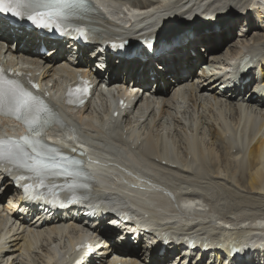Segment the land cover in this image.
<instances>
[{
    "label": "bare ground",
    "instance_id": "1",
    "mask_svg": "<svg viewBox=\"0 0 264 264\" xmlns=\"http://www.w3.org/2000/svg\"><path fill=\"white\" fill-rule=\"evenodd\" d=\"M100 1L101 0H97V2L99 3ZM138 2L142 4L141 6H146L148 4V2H145V0H138ZM247 2H248L247 0H228L226 3V6L228 4H232L234 7L244 6L247 4ZM86 3H87L86 4L87 7L89 8V11H88L89 19H92V17H95V12L100 13V10L97 5H95L89 0H86ZM100 6L102 9L107 10L105 8V4H101ZM215 7H220V5L219 4L215 5ZM222 11L223 10H220L218 12H222ZM216 14L212 15L210 19H204V20L206 21L212 20L216 17ZM178 16H181L180 13L178 14ZM99 17L101 18V16ZM108 23L112 24V22H108ZM193 23L195 25L205 24L206 29L199 31L196 35H194L193 37H189L187 40H183V38L178 39L177 43L170 44L168 52L165 53V55L161 57V60L168 64L167 71L170 73H173V77L175 78L173 83L170 82L171 79H169L168 85L165 88V90H163L161 87L158 86L156 87L155 90L153 89L151 91V93L159 97V99L154 100L153 97H149L148 95L141 94L138 96V99L133 104V108L136 107L138 109V113H140V115L138 116V119L135 120V123L133 124V126H136L137 130L140 131V134H143L141 132H144V131L147 132L146 141L149 143L148 151L153 152L152 154L145 152L146 158L150 159V157H152L153 159V157H158V162H156L157 164L154 163L155 161H152V160L150 164L158 169H161V171H164V172H165V169H167L168 170L167 172L172 173V174L174 173L177 176H180L181 173L185 174L186 176H192L194 180H198L199 184H201V181H203L200 177L205 178L208 182L206 184L204 183L205 185L204 187H202V189L203 188L208 189L207 188L208 185L212 186L210 183H213V182L219 183L221 191L225 190L228 194H232L233 193L232 191H235L233 180L230 181V179H228L229 177L231 179H233L234 177L233 172L229 173L227 169V168L230 169L229 163H231L233 168L237 166L246 168L245 170L247 172L246 180H247V185L250 187V189L251 188L252 189L262 188L264 186V161H263L264 148H262L263 142H264V132L262 134L261 129L264 125L263 124L264 123V100L257 98V94L256 95L253 94V91H249L245 89L248 84L253 83V80L255 77L253 78V75H250L249 80L243 84L242 90L244 91V93H242L240 92L241 87L229 86L228 80H225V82H223V79L221 78L223 74H221L219 70L214 71L212 68H209V70H206L204 66L213 65V67H222V66L225 67V65L228 64V61L230 60V58L231 57L233 58L234 55H237L240 52V46L238 43L239 41H241V44H245V45L252 43V44H257V45H261L264 47V23L263 21H261V24H258L255 22L253 18L252 20L249 21L247 29L243 33L241 32V37L233 41H232L233 39L232 32L234 31L229 26L221 27L219 22H217L216 24H212V25H210L207 22H193ZM179 33L183 35L184 32L181 31ZM10 34L12 36V41L17 38V34L12 32L11 30H10ZM251 34H253V36H250ZM5 35H6V39L3 41L7 42L8 33H5ZM21 37L22 35H19V39L15 40L16 53L18 51H24V46H23L24 44L22 45L18 44V42H20ZM209 37H211V39H209ZM165 41H166V38L163 39V43ZM224 44H227L228 48L233 47L230 55L222 56L220 54V51L222 50V46H224ZM202 45H204L203 51L206 53L205 57L201 55L192 56L191 48L196 49V47L198 48V46H202ZM7 49H10L9 44H7L6 46V50ZM199 50H201V48H199ZM37 57H41V62L40 60L38 61L35 58H32L31 59L32 63L36 64L37 67H39L43 71L44 76L48 74H56L58 77L60 76L64 77L65 75L70 73V71L73 68V66L68 64L70 62V59L65 58L64 55L59 52H57L56 54H52V55L49 54L48 56H46L45 54H42ZM140 64H142V61L138 58H135L133 60V67L130 69L128 76L126 77L119 76V75H116V73H112L109 75V79L107 80V83L109 85H112V84L119 85V88H117L118 91L129 90L128 92L129 95L132 94V89H136L138 87H145L146 89H148L151 85L150 79H147L146 81H142V80L136 79L135 76L133 75L132 69L138 68ZM76 66L81 68L84 71H87L83 63H78L76 64ZM144 67L147 68L146 65H144ZM259 67H260V76L262 78L264 77V55L262 56V59L259 62ZM262 79L264 82V78ZM56 83L57 81L55 82V84ZM175 85H178V86L185 85L184 87V90L186 93L185 97H187V100L189 101L186 107L182 110L181 112L182 115H177L178 113L176 114V109L174 107L175 106L174 103L179 101V99L177 100L176 98L178 89H175L176 87ZM200 92H208L212 95L213 98L212 99L204 98L203 100H201ZM243 101L246 103H241ZM154 103H157L158 105H160L158 115L154 114V108H153ZM107 107H108V104H104V108H103L104 113L106 112ZM198 107L200 108L202 107V110H198ZM248 107L251 108L250 110L253 112L251 113L252 115L253 114L258 115L259 121H258V126L256 130H254V133H252L251 135L250 133H248L247 138H249L250 136L251 137L247 144V147H248L247 156L245 158H241L240 160H238L240 147L242 143L244 142H240L234 145L233 139L225 136L224 133L225 131L231 130L233 134L235 135L238 132L239 138L241 139L242 134H244L246 131V124H247L245 123V121H242V122L240 121L241 109L248 110L249 109ZM63 108L70 112L76 113V114H73L72 117L74 119H77L78 122L80 123L84 121V125L86 127H94V124L91 121L93 114L90 111V107H87L86 104L83 107L67 106ZM130 111L131 110H127L121 116V118L123 116H126V114H128ZM216 112L220 114H216ZM164 114H169L171 119H173V124H171L173 125L172 128L169 131H167V133L165 132L166 135L164 136L166 137L171 132V130L173 131L181 130L178 134L185 136L184 151H188L187 148L190 146V144L193 148L192 158L188 159L187 156L183 155L184 157L182 158V162L177 167V169L180 172L171 171L170 168L168 167L166 168V166L162 165L161 162L159 161L161 158H163V155L166 154V150L158 151L157 144L159 143H157V141L159 140V138H163L161 140L164 141L165 137L161 135L162 133H164L162 129L164 127V124L167 127L169 123L167 122V120L163 121V125L161 124L162 126H161L160 131H159L160 126L155 125V124L156 122H162L163 120L162 117L164 116ZM192 114H195L196 117H198V121L196 122V126H195L196 129L198 128L201 129L204 124L207 125V131L202 129V130H199L197 133L201 135L207 133L208 138L210 139L211 145H212V150L209 152L204 150L202 148L203 147L202 145L201 147L198 148V143L200 144V141L196 139L197 136L193 134V129H192L193 125H192V128H189V126H186L181 120V118H188ZM209 114L214 116V120H209ZM251 114L248 113L244 117L249 118ZM147 116H152V121L150 119L151 124L150 123L148 124L146 122V118H148ZM7 120L8 121L3 119V117H0V123L2 126V130L4 131L13 130L14 132L19 130L20 128L19 124L13 123L14 121H12L11 119H7ZM147 120H149V118ZM221 120L227 123L229 129H223V123H221ZM6 123H9L10 127H7L9 124H6ZM153 127L155 131L152 129ZM165 128L164 130L166 131ZM122 132H126L127 134L126 130L120 131V133ZM47 134L51 138L56 139L54 135H57V132L54 127L48 128ZM189 137H192L191 142L189 140ZM129 138H132V141L129 143L134 144V147L136 146V149H139L140 144L136 143L137 139H141L139 135L133 136V134H131L127 136L125 140L122 138H120L119 140L123 141L125 145L130 147V144L126 142V140H128ZM58 140L60 143L54 144V147L56 149L60 151H64V152H73L74 150L75 153H78L77 149L72 148V147L68 148L62 145L61 143L62 139H58ZM161 140H160V143L162 142ZM168 141L169 140L167 139V142ZM194 142H195V147L193 146ZM161 144L164 145V143H161ZM233 148L234 150L232 151ZM200 149L205 154L203 158L200 161H198L199 162L198 167L196 169H193L190 166L191 161L193 159L196 160L194 157V153H196ZM125 152L127 153L128 151H125ZM230 156H231V160H230ZM214 161L216 162V164L221 165L224 168H225V165L227 167L226 169L228 171V174H227V177L225 178L227 180H225V182L223 183L219 181L218 179L219 177L215 172L216 170L208 171L210 170L209 169L210 164L212 162L213 164H215ZM137 162L141 163V161H137ZM226 173L224 174L225 176H226ZM9 184H10V178L6 180L5 191H2L0 193V207H1L0 222H2L1 221L2 218L7 217V214L9 215L11 219V221L6 225L4 232L1 233L3 240L0 243V263L14 264L16 261V255L14 256V253L16 252L17 249L19 250V248L20 250L24 249L25 250L24 252H26L28 256L31 255V258L33 259L34 250L32 248V239L35 238V235H39V236L42 235V238L45 241V243L40 244L41 247L45 251L44 258L52 257L53 252L55 251H50V250L48 251V248L46 245L48 243H52L56 239L55 236L53 235L61 231V227L58 226V224L62 223L63 220L60 219L59 217H51V218L44 217L43 219H41L40 216L32 217L28 213H25L23 210V204L21 202L22 200L16 195V192L11 195V197L9 198L10 200L8 201L6 200L7 191L10 190L11 188L9 187ZM112 186H113V181L109 183V186H104V188L108 189V188H111ZM215 191H218V190H215ZM154 199L156 198H150L149 200H154ZM193 199H190V198L181 199V200L179 199V202L181 203L186 202L184 203L186 204V206H189V202H192L191 206H189L192 212L196 214L197 216H202L208 221L207 225H204L206 222L203 221L200 223L199 226H212V228H214L215 225L211 224V222L213 221V218H210L208 214V210L210 209H206L205 207L200 205V203L195 201L196 199L194 200ZM153 203L155 202H152V204ZM176 209L178 210L180 214L182 213V211L179 208H176ZM5 211L7 213H4ZM147 211H149L150 213L148 216L149 219L155 217L154 209H148ZM169 217L170 218L177 217V215H171ZM246 218H249L252 221H259L264 217L263 216H259V217L251 216V217H246ZM227 220L219 221V223L223 226V223L227 222ZM16 221H17V225H16ZM69 223L72 224L73 230L77 231L79 227H83L84 225H86V218L82 214L80 219L70 220ZM23 226H28V227L24 229ZM19 227H22V228L19 229ZM32 227H36L37 229L35 230ZM43 229H47V230H43ZM103 229L105 230L104 227ZM254 229L255 227L249 226V227H246L245 229L240 230L241 232H236V231L234 232L238 235L240 233H243L246 235ZM99 231H101V229ZM59 235L61 234H57V236ZM70 236L72 238L74 237V234H70ZM4 246H7V247H4ZM97 249H98L97 251L99 255L101 254V257H100L101 259L99 261V264H118V263L119 264H143V263L144 264H163L165 260V256L158 255L159 253L157 254V251L152 252L150 248H146L144 250L140 248L133 249L129 246L119 247V246L111 244L105 250L102 247H98ZM37 251H35L34 253L36 255L38 254L39 256L38 255L37 256L41 258L40 260H36V262L35 260H33L32 264H46L47 263L46 259H43V256H40V254ZM148 253H151L150 260H147L146 258V255ZM5 254H9V256H6L4 260ZM217 257H219V255H217ZM32 259H28L27 261L31 263Z\"/></svg>",
    "mask_w": 264,
    "mask_h": 264
},
{
    "label": "snow or ice",
    "instance_id": "2",
    "mask_svg": "<svg viewBox=\"0 0 264 264\" xmlns=\"http://www.w3.org/2000/svg\"><path fill=\"white\" fill-rule=\"evenodd\" d=\"M39 7L50 9L49 20H54L57 17L63 19L76 8L88 10L86 0H0V41L5 40V33H8L7 43H12L10 29L13 24L7 19L8 16L13 18L26 16L28 20L34 22L33 34H35V27L40 26L36 25L35 21L43 15V13L35 12V9ZM257 11L262 12L260 20L264 21V0H249L248 5L243 9L228 4L222 12H218L216 17L207 23L212 25L219 22L221 27L229 26L234 30L239 26L241 19L250 15L254 17ZM43 27H47V25H43ZM244 75L241 73L239 79L242 80ZM261 91L264 92V89ZM5 106L11 114L24 121L27 131L19 140H0V160L7 158L40 176L81 177L84 175L76 167L80 164L79 160L70 159L58 149L42 141V131L53 119L44 102L31 92L24 90L15 80H6L0 70V110ZM68 139H75V137L69 136ZM4 178H7L6 175ZM0 183H3V179H0ZM13 183L15 184L16 180H13ZM191 204L192 202H189V206ZM245 254L248 252H244L242 255L239 252L232 255L227 264H239L240 258Z\"/></svg>",
    "mask_w": 264,
    "mask_h": 264
},
{
    "label": "rangeland",
    "instance_id": "3",
    "mask_svg": "<svg viewBox=\"0 0 264 264\" xmlns=\"http://www.w3.org/2000/svg\"><path fill=\"white\" fill-rule=\"evenodd\" d=\"M130 1H133V0H125V2H130ZM134 1H137V0H134ZM235 32H236V34H235ZM232 35H233L232 41L235 40L237 37L241 36L240 33L237 31V28L234 29V33ZM250 36H253V34H251ZM226 47H227V44H224V46H222V50L220 51V54L222 56L230 55V53L232 52L233 47H230V48H228V47L226 48ZM53 77H55V79H56L58 76L56 74L55 75L53 74ZM181 106H183V105H179V109H181ZM198 110H202V107L201 108L198 107ZM147 117L149 118V120H147L148 118H146V122L148 124L149 123L151 124L152 116H147ZM195 118H196V122H197L198 117H196V115H195ZM150 119H151V121H150ZM209 120H214V116L209 114ZM122 122H123V124H126L127 117L122 119ZM161 124L163 125V120H162V122H156V124H155V125L160 126L159 131L161 130V126H162ZM171 124H173V119L169 121V125H167V127L165 128L166 131L164 130V128L162 129L164 131V133H162L163 137H165L164 135H166L167 131H169L172 128L173 125H171ZM169 126H170V128H169ZM195 126H196V123L193 124L192 129H193V134L195 136H197L196 139H198L200 141V144L198 143V148L201 147V145H202L203 146L202 148L204 150H206L208 152L211 151L212 145H211L210 139L208 138L207 133L203 134V135L197 133L199 130H202V129L207 131V125L204 124L201 129H199V128L196 129ZM152 129L154 130V127ZM159 131H158V133H159ZM180 131L181 130H177V131L171 130V132L167 135L168 137L167 136H166L167 138L165 137L166 140L164 139V141L161 140L163 138H159V140L157 141V143H159V144H157L158 145L157 146L158 151H160V149H159L160 146L163 145L161 143H164L168 139L169 140L168 142L169 143L171 142L170 144H171L172 150L175 151V152L174 151L173 152L175 154L177 153L176 154L177 157L183 158L184 157L183 155L187 156V151H184L185 136L179 135L178 133ZM117 136H118V132H115V137H116L115 142H116V144L118 142V144L120 145L121 143H119V141L117 140ZM250 137L246 138L243 141L244 143H242V145L240 147L238 160H240L241 158H245L247 156V150H248L247 144L250 140ZM160 140L162 141L161 143H160ZM172 144L174 145V147ZM120 146L122 147V144ZM193 146L195 147V142H194ZM204 154L205 153L200 149L196 153H194V157L197 161H200L203 158ZM230 160H231V156H230ZM154 163H156V162H154ZM214 163L215 164H213V162H212L210 164V168H209L210 170H208V171L216 170L215 172L218 175V177H219L218 179L221 183H223V182H225V180H227L225 178L227 177L228 171H229V173L233 172V176H234L233 179H231L230 177L228 178V179H230V181L233 180L235 191H232L233 192L232 194H228L225 190L221 191L219 183H216V182L210 183L212 186L208 185L207 186L208 189H206V188L202 189V187H204V185L208 182L205 178L200 177L203 181H201V184H199L198 180H194L192 178V176H186L185 174H182V173L180 176L176 177V178H180V179L173 178V179H165V180H161V181L156 180L155 182H152V183H150L149 181H147L144 178L138 179V178H132L128 175H125L126 176L125 180H122L120 182H114L113 181V186H118V187L122 188L125 191V192L121 191L122 193L127 194L128 196L135 198V199L145 200V199H150V198H156L155 204H158L159 207L162 208V210H163L162 215L163 216H171L173 214L179 215V214H176L178 212H175V210H177V209L174 208V206H173L174 201L177 202V200H179V199L181 200V199H186V198H190V199L194 198V199H196L195 201L200 203V205H202L206 209H210V210H208V214H209L210 218H213V221L211 222V224L212 225L217 224V225H215L214 228H212V226H206V228H208L210 231L219 232L221 236L234 233V231L236 229H234L232 227H224V229H220L221 224H218L219 221H226L228 219L227 222H224L223 224L227 225V226H234V225H231V223H238L239 224L240 221L245 220L246 217H251V216L252 217L253 216H257V217L263 216L264 217V186L262 188H256V189L251 188L250 189V187L247 185V180H246L247 179V177H246L247 172L245 171L246 168H243L240 166L233 168L232 164L229 163V165H230V169H229L226 167V165L224 168L223 166L216 164L215 161H214ZM226 168L228 169V171ZM170 170L180 172L178 169L175 170L174 168H170ZM167 171L168 170L166 169L165 172H167ZM218 172H219V174H218ZM225 173H226V176L224 175ZM238 182H240V183H238ZM2 186H3L2 190H4L5 182L3 183ZM215 190H218V191H215ZM236 190H238V191H236ZM8 193L11 194L12 192L8 191ZM131 193H133V194H131ZM238 194H240V195H238ZM154 195H155V197H154ZM219 195H221V196H219ZM225 195H227V196H225ZM201 198H202V200H201ZM171 199H173L174 201H172ZM207 205H208V207H207ZM200 218L206 222L204 225H207V223H208L207 219L202 218V216H200ZM247 219H249V218H247ZM245 221H248V220H245ZM260 231H263V230H260ZM70 234L71 233L64 232L62 235H59L56 238L55 244L57 246H62L63 244L66 243V241H68L69 238H71ZM39 244H40V238L39 239L35 238L34 244H33L34 245V251L38 250L41 254L40 256H42L43 251L40 250ZM4 247H7V246H4ZM24 251H25L24 249L20 250V248H19V250L18 249L16 250V252L14 253V256L16 255V261L14 264H23L22 262H24V260H25L24 259L25 255L23 253ZM6 256H9V254L4 255V260H5ZM38 256L36 254H33V260H40V258ZM32 263H33V261L31 263L28 262V264H32ZM0 264H3V263H0Z\"/></svg>",
    "mask_w": 264,
    "mask_h": 264
}]
</instances>
